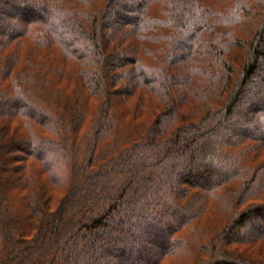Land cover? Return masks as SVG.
Segmentation results:
<instances>
[{
    "label": "trees",
    "instance_id": "16d2710c",
    "mask_svg": "<svg viewBox=\"0 0 264 264\" xmlns=\"http://www.w3.org/2000/svg\"><path fill=\"white\" fill-rule=\"evenodd\" d=\"M0 123V264H264V0H0Z\"/></svg>",
    "mask_w": 264,
    "mask_h": 264
},
{
    "label": "rangeland",
    "instance_id": "374dc122",
    "mask_svg": "<svg viewBox=\"0 0 264 264\" xmlns=\"http://www.w3.org/2000/svg\"><path fill=\"white\" fill-rule=\"evenodd\" d=\"M247 86H249V83L247 84ZM260 97H262V95H261V96L258 95V98H260ZM1 125H3V124L0 123V127H1ZM14 127H15V124L11 125V128H12V129H14ZM53 195H54V194H53ZM59 198H60V194H56V196H55V198H54V201H52V204H51V206H50V209H54V208L57 206Z\"/></svg>",
    "mask_w": 264,
    "mask_h": 264
}]
</instances>
